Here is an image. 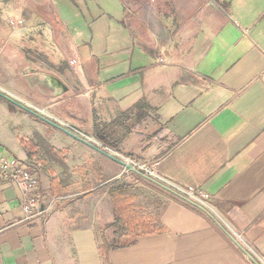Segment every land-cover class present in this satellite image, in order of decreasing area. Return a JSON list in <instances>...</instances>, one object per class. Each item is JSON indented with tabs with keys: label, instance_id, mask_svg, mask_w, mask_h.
Segmentation results:
<instances>
[{
	"label": "crops",
	"instance_id": "0c3cea01",
	"mask_svg": "<svg viewBox=\"0 0 264 264\" xmlns=\"http://www.w3.org/2000/svg\"><path fill=\"white\" fill-rule=\"evenodd\" d=\"M0 93L101 150L0 96V153L34 168L44 195L60 196L62 168L80 190L27 220L22 191L0 181V264H105L112 186L150 215L140 176L105 152L208 195L194 201L205 212L147 182L154 227L132 229L110 264H264V0H0Z\"/></svg>",
	"mask_w": 264,
	"mask_h": 264
},
{
	"label": "built area",
	"instance_id": "2783aa9c",
	"mask_svg": "<svg viewBox=\"0 0 264 264\" xmlns=\"http://www.w3.org/2000/svg\"><path fill=\"white\" fill-rule=\"evenodd\" d=\"M127 162L133 164L129 159H127ZM140 168L148 176H154V172L150 167L141 165ZM0 181L14 183L22 191L25 197L22 210L27 220L38 217L43 211L42 205L46 203L48 205L53 204V202L62 198L58 195L53 197L44 195L40 189L36 170L28 167L23 161L21 162L17 157L12 155H3L0 153ZM186 193V197L200 204L208 197L206 193H201L200 195L192 191H187Z\"/></svg>",
	"mask_w": 264,
	"mask_h": 264
},
{
	"label": "trees",
	"instance_id": "16d2710c",
	"mask_svg": "<svg viewBox=\"0 0 264 264\" xmlns=\"http://www.w3.org/2000/svg\"><path fill=\"white\" fill-rule=\"evenodd\" d=\"M95 134L100 141H102L110 149H116V142H112L108 136L100 133V131L95 130ZM21 143L24 145L25 151L28 157L32 158L36 156L35 150L37 149V144L32 140H21ZM52 149V148H51ZM149 185L153 188H157L154 184L147 181ZM130 189L129 184H121L112 186L108 191L110 201L112 203V208L115 211V216L113 222L107 226V228H114L112 241H108L105 237L102 238L103 242L100 247L101 252L105 255V264H110L109 261V250H114L115 248H120L126 245L123 242V237L129 235L132 227L139 221V216L135 214L134 209H132L131 202L134 199V196L131 195L128 191ZM159 189V188H158ZM165 192L164 190H162ZM166 193V192H165ZM168 194V193H167ZM171 197L177 198L175 195L169 194Z\"/></svg>",
	"mask_w": 264,
	"mask_h": 264
},
{
	"label": "rangeland",
	"instance_id": "374dc122",
	"mask_svg": "<svg viewBox=\"0 0 264 264\" xmlns=\"http://www.w3.org/2000/svg\"><path fill=\"white\" fill-rule=\"evenodd\" d=\"M70 131L73 132L72 130H70ZM73 133L75 134V132H73ZM37 147L38 148L36 149V152H38V150L40 152H42L43 148H40V147H43V146L41 145V143L39 145L37 144ZM37 154H39V152ZM63 154L64 153L61 151L62 156H61V158H58V160H62V165H64V161H65V160H63L64 159ZM38 163H39V167L42 169L43 167H41L40 162H38ZM44 167L46 169H49L48 165H46ZM48 172L50 173V174L48 173V175H51V173L54 172V170L52 172H50V171H48ZM76 175L77 174L70 173V171L68 172V170H66V168L65 169L64 168L59 169L58 170V177H57L58 180L56 181V183H55L56 187L54 188L55 192L58 193L60 196L62 195V197L63 196L65 198L67 197V199L70 198L72 194L78 192L79 188L76 185V183H78V182L76 181V179L74 177ZM79 175H80V178H82L81 176L83 175L85 177L87 175V173H84V171H82V173H79ZM80 178H79V180H80ZM138 180H140L141 183H143V184H142V187L140 186L138 188H134V189L132 188L133 189L132 192H135V194H137L136 195L137 200L138 199L141 200L136 204H137L138 208H140V207L142 208V206H144L146 209L145 212L148 214L150 213V215H146L145 219H143L139 215V221H138L139 223L138 222L135 223V225L132 227L133 230L141 231V228L145 225L149 226V223L152 224L151 227H154V223H153V222H155L154 218L157 216V213L159 212V210L157 208L162 203V200L158 199V195L155 194V192H153V190L147 185L148 184L146 181L147 179H145L143 177H141V178L138 177ZM75 181H76V183H75ZM156 209H157V211L155 212ZM134 212L136 213L139 211L136 210Z\"/></svg>",
	"mask_w": 264,
	"mask_h": 264
},
{
	"label": "water",
	"instance_id": "95a60500",
	"mask_svg": "<svg viewBox=\"0 0 264 264\" xmlns=\"http://www.w3.org/2000/svg\"><path fill=\"white\" fill-rule=\"evenodd\" d=\"M0 96L3 97L5 100L7 99L8 101L16 104L17 106H19L20 108H23L25 111H27L30 115H32L35 119H39L42 122H45L46 124L53 126L55 128H57L58 130H60L61 132H63L64 134L69 135L70 137H73L74 139L78 140V141H82L83 143L93 147L94 149H96L97 147L93 146L92 144H90L87 140H85L82 137L77 136L76 134H74L73 132H71L67 127L65 128L63 125L53 121L52 119L46 117L45 115H43L42 113H40L39 111H34L33 109H30L28 107H26L23 104H19L17 103L15 100H13L12 98H10L9 96H7L6 94H2L0 93ZM98 149V148H97ZM99 151H101L100 149H98ZM105 154H107V156H109L110 158L114 159L115 161H117L120 165H122L125 169H127L129 172H133L136 175L143 177L147 180H149L151 183L155 184L156 186H159L160 188L168 191L169 193H173L175 195H177L178 197H180L181 199H183L184 201L192 204L193 206H195L196 208H199L201 211H207L205 208H203V206H200L199 204H197L196 202H194L193 200H191L189 197H186L180 193H178L177 191H175L174 189H171L170 187H168L167 185L163 184L162 182H160L158 179H154L150 176H148L146 173H144L142 170H140L136 165H133L129 162H125L124 160H119L117 158H115L113 155H109L108 153L105 152ZM231 237V236H230ZM231 239H233V241L239 245L237 243V241L234 239V237H231ZM247 257H249L254 264H257L256 261L251 257L250 254H247Z\"/></svg>",
	"mask_w": 264,
	"mask_h": 264
}]
</instances>
